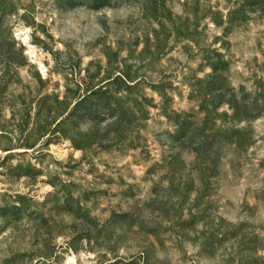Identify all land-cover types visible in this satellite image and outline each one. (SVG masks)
Listing matches in <instances>:
<instances>
[{
    "label": "rangeland",
    "instance_id": "rangeland-1",
    "mask_svg": "<svg viewBox=\"0 0 264 264\" xmlns=\"http://www.w3.org/2000/svg\"><path fill=\"white\" fill-rule=\"evenodd\" d=\"M70 256L264 264V0H0V264Z\"/></svg>",
    "mask_w": 264,
    "mask_h": 264
},
{
    "label": "trees",
    "instance_id": "trees-1",
    "mask_svg": "<svg viewBox=\"0 0 264 264\" xmlns=\"http://www.w3.org/2000/svg\"><path fill=\"white\" fill-rule=\"evenodd\" d=\"M62 1H66V0H62ZM96 1H98V2H107L109 0H96ZM83 99L80 100L79 102H77L76 105L79 106L81 104V101H83ZM189 126H190V124L188 123V121L187 122L184 121V122H182L180 124V130L178 131V134H179L178 136H180V138H184L187 135L186 133L190 131L189 130V128H190Z\"/></svg>",
    "mask_w": 264,
    "mask_h": 264
},
{
    "label": "bare ground",
    "instance_id": "bare-ground-1",
    "mask_svg": "<svg viewBox=\"0 0 264 264\" xmlns=\"http://www.w3.org/2000/svg\"><path fill=\"white\" fill-rule=\"evenodd\" d=\"M30 53L32 54L33 58L36 57L33 50H30ZM40 65L42 66L43 69L45 68V65H43L42 63H40ZM66 264H76V257L70 256L69 259L67 260Z\"/></svg>",
    "mask_w": 264,
    "mask_h": 264
}]
</instances>
